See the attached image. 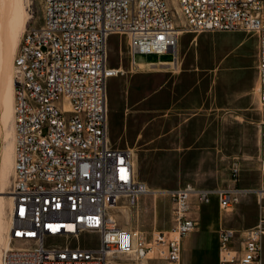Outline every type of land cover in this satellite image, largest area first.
<instances>
[{
    "label": "built area",
    "instance_id": "2783aa9c",
    "mask_svg": "<svg viewBox=\"0 0 264 264\" xmlns=\"http://www.w3.org/2000/svg\"><path fill=\"white\" fill-rule=\"evenodd\" d=\"M27 29L14 58L15 162L9 212L11 246L0 264H119L115 257L144 259L156 247L166 264H182L183 239L198 226L193 215L217 195L228 210L247 190L238 188L240 168L234 160L233 187L199 188L187 183L162 191L173 201L174 225L153 231L148 240L125 229L112 214L122 197L135 204L150 194L137 179L132 148L113 147L107 135V81L121 73L108 64V39L128 38L130 53H172L177 66L179 26L168 0H72ZM184 31H232L258 36V97L264 105V0H176ZM259 161L264 170V120L259 125ZM257 222L242 231H219L218 264H264V205ZM22 210V214H21ZM57 218L60 231L45 226ZM28 222V231H21ZM38 224V231H31ZM82 232L96 233L94 248L73 246ZM34 236V245H27ZM48 238L63 243L47 245Z\"/></svg>",
    "mask_w": 264,
    "mask_h": 264
},
{
    "label": "rangeland",
    "instance_id": "374dc122",
    "mask_svg": "<svg viewBox=\"0 0 264 264\" xmlns=\"http://www.w3.org/2000/svg\"><path fill=\"white\" fill-rule=\"evenodd\" d=\"M22 1L29 19L17 29L19 44L27 29L42 24L44 8V0ZM168 2L176 25L183 28L184 19L175 0ZM5 16L1 9L0 23L6 21ZM184 32L186 31L182 30L180 34ZM190 33L201 34L204 37L197 52L203 69L202 82L191 91L190 96L181 101H178L179 98L189 88L174 89L170 93V95L174 94L173 99L154 103L155 120L153 130L147 134V138H155L159 135L165 137L155 142H147V140L140 146L139 151L137 150L138 158L146 168L142 169L141 173L146 174L151 180V187L174 188L186 183L209 189L233 187L235 186L232 178L233 163L238 159L240 175L237 186H253V189L247 191L248 194H240L238 201L229 211L237 205L246 213V217H254L256 214L258 218L261 212L257 201L258 193L260 190L264 192V170L259 161V125L264 120V105L259 101L257 89L258 36L255 33L232 31ZM190 38V34H185L182 40L188 42ZM125 46L126 36L118 34L109 36L110 64L120 62V53ZM192 54L189 52L188 55ZM123 55L126 56V50ZM171 59H173L172 53L135 55L136 61ZM117 88L116 80L108 81L111 100L110 136L113 140L117 139L120 133L114 114ZM163 114L167 115L163 117L161 116ZM10 121L5 126V131H10L12 128V120ZM11 140L12 135L9 134L0 140V145L6 148ZM13 173L14 171L8 173L9 181L2 188L5 191H11ZM3 195L12 196L11 193H3ZM262 203L264 205V195ZM9 204L10 199H6L3 221L10 226ZM227 213V210L219 207L217 195H212L210 202L203 206L199 238L206 241L202 227L212 219L226 218ZM112 214L123 228L140 230L148 240L152 238L153 231H167L175 223L173 201L163 192L140 196L135 204H132L127 197H122L119 204L112 208ZM63 241L61 238H48L46 244L63 243ZM9 242L10 240L8 247L11 246ZM70 243L73 246L94 248L98 246L99 238L96 233L82 232L78 237H73ZM213 244V240L206 244L205 251L192 264H218V253L210 250ZM27 245L32 244L27 243ZM4 246L5 244L0 241V255ZM153 253L154 251L150 252L148 256H152ZM159 255L155 259H149L147 264H166L162 259L164 255L162 253ZM115 260L119 264H141L146 259H136L124 254L116 256ZM185 260L183 254L182 264Z\"/></svg>",
    "mask_w": 264,
    "mask_h": 264
},
{
    "label": "crops",
    "instance_id": "0c3cea01",
    "mask_svg": "<svg viewBox=\"0 0 264 264\" xmlns=\"http://www.w3.org/2000/svg\"><path fill=\"white\" fill-rule=\"evenodd\" d=\"M185 34H190L191 38L188 42H183L182 37ZM125 36V35H121ZM201 34L193 35L186 31L179 35L178 38V62L177 66H174L171 60H159V61H136L134 56L130 53L128 38L126 36V46L120 53V62L108 64L114 68H120L121 73L111 76L109 80H116L118 82V88L115 95V111L116 125L119 130V137L115 140L111 139V100L108 91L107 81V135L110 144L113 147L118 148H132L135 152V169L137 179L147 184L150 189H173L167 187H151L146 174L141 173L142 169H146L145 166L138 158L137 150L139 151L140 146L147 141H157L163 139L164 135H159L155 138H147V134L153 130L154 109L153 105L155 102H165L173 99L174 94L170 95L174 89H181L187 91L179 98L181 101L190 93L193 89L198 87L203 77L201 71L203 70L200 66V60L197 55L198 47L203 40ZM126 50V56L123 53ZM192 52V55H188ZM141 54V53H140ZM161 55V54H158ZM181 57V58H180ZM181 59V60H180ZM180 60V61H179ZM168 64V65H167ZM140 65H144L140 67ZM155 65V66H153ZM161 65V66H160ZM170 109H168L169 111ZM163 114L161 116H166ZM183 122L180 123L182 125ZM167 156H165L166 158ZM187 184V183H186ZM185 185V184H184ZM183 186V185H181ZM180 187V186H178ZM177 188V187H174ZM201 188V187H199ZM206 188V187H203ZM221 188V187H217ZM238 188L242 190L251 191L253 189L249 186H241ZM209 189V188H207ZM242 192L248 194V192ZM261 191V190H260ZM259 194V193H258ZM258 199V198H257ZM207 204V203H206ZM219 204V203H218ZM205 204L200 205L198 210H195L193 215L198 217L199 224L189 236L183 239V254L185 255L184 264H192L195 260L199 259L200 255L205 251V246L213 240L214 244L211 251H215L217 258H219V231L222 228H229L235 231H242L253 226L256 222V214L254 217H246V213L243 212L237 205L230 211L227 210L226 218H216L210 220L204 227V233L206 241L199 238L200 221L202 220V210ZM218 250V251H217Z\"/></svg>",
    "mask_w": 264,
    "mask_h": 264
},
{
    "label": "bare ground",
    "instance_id": "6f19581e",
    "mask_svg": "<svg viewBox=\"0 0 264 264\" xmlns=\"http://www.w3.org/2000/svg\"><path fill=\"white\" fill-rule=\"evenodd\" d=\"M58 2H60V8H69V6L72 5V0L51 1L47 8V19L55 18L58 9ZM1 9L6 15V21L4 23H0V140L3 137H7L9 134L12 135V140L6 148L0 145V241L5 244L3 248H8V231L10 226L4 224L3 221V217L6 213L4 202L6 199H10V211L13 208V202L11 195L8 197L3 195V193H11V191H5L2 188L6 183H8V173L10 171H14L15 162L13 107L15 102V66L13 56L16 55L14 53L20 40L17 29L20 25L25 24L26 19H29V15H27L25 11L22 0H0V10ZM179 30L181 33L182 29L179 28ZM10 120H12V128L10 131H5V126ZM6 129L9 130L8 128ZM150 190L154 191V193L165 191L162 189ZM260 194H263L262 190L260 191ZM45 226H52L53 231H60V221H57V218H45ZM21 231H28V222H21ZM31 231H38V224H31ZM27 243L34 245V236H27ZM153 251L156 255L153 253L152 256H147V258H144L146 259L144 260L145 262L141 264H147L149 259H155L157 255L158 257L160 256L159 254L161 251L159 247H156Z\"/></svg>",
    "mask_w": 264,
    "mask_h": 264
},
{
    "label": "snow or ice",
    "instance_id": "6c2138e0",
    "mask_svg": "<svg viewBox=\"0 0 264 264\" xmlns=\"http://www.w3.org/2000/svg\"><path fill=\"white\" fill-rule=\"evenodd\" d=\"M21 214H22V210H21Z\"/></svg>",
    "mask_w": 264,
    "mask_h": 264
}]
</instances>
